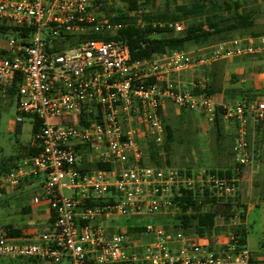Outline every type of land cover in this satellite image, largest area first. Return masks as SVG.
Here are the masks:
<instances>
[{"label": "built area", "instance_id": "1", "mask_svg": "<svg viewBox=\"0 0 264 264\" xmlns=\"http://www.w3.org/2000/svg\"><path fill=\"white\" fill-rule=\"evenodd\" d=\"M145 1L0 0V24L9 28L0 31V98L10 102L19 81L16 122L23 123L26 116L38 121L32 142L37 153L17 163L5 181L17 186L25 178L40 179L54 220L36 242H17L1 229L0 258L37 259L42 264H253L252 251L232 232L220 237L187 235L148 222L139 226L142 233H134L126 224L108 225L111 220L179 212L175 199L181 190L200 189L220 204L236 195L239 179L207 168L188 173L149 164L150 143L164 155L166 125L160 110L166 101L178 113H199L210 125L215 121L218 104L206 93V76L186 89L175 84V75L264 56V34L136 61L125 40L93 39L63 50L55 47L65 36L116 35L127 24L110 22L102 9ZM151 12L152 6H142L126 10V15L131 24L140 25L141 15ZM159 25L177 33L187 27L180 21ZM221 106L225 121L237 127L233 154L236 172L241 173L255 162L248 127L264 121V99L243 98ZM72 116L76 124L58 121ZM88 163L109 168L84 170ZM90 201L97 204L91 206ZM198 205L201 212L213 206L203 201ZM217 217L223 218L220 213Z\"/></svg>", "mask_w": 264, "mask_h": 264}, {"label": "trees", "instance_id": "2", "mask_svg": "<svg viewBox=\"0 0 264 264\" xmlns=\"http://www.w3.org/2000/svg\"><path fill=\"white\" fill-rule=\"evenodd\" d=\"M160 0H146L142 4H129L127 6L119 7H107L102 11L112 23L127 24L125 28L119 31L116 35L109 34H93L88 37H73L65 36L64 39L56 43V48L63 50L67 47H73L76 43L83 40H125L127 41L132 60L136 61L144 58H152L156 55L168 53L175 50L189 51L190 47L204 48L211 46L218 42L228 41L235 34L243 35L250 34L251 36L258 37L264 33V31H255L257 26L254 10H243V3L240 0H167L164 10H160ZM142 6H152V12L147 15H141L140 21L143 24L133 25L126 15V10L138 9L141 10ZM185 22L187 24L186 29L177 33L174 29L168 25L160 26L161 23L166 22ZM0 31L8 32L9 28L0 24ZM208 69V68H207ZM206 69V71H207ZM210 78L212 75L207 74ZM19 82V81H18ZM16 82L14 89L11 93L10 102L15 101L17 95L19 83ZM199 92V91H197ZM218 91L213 85L212 80L208 82L206 93L215 96ZM236 91H234L235 93ZM230 90L226 91V94L230 95ZM258 97V96H257ZM177 111L173 104L166 101L165 108L160 110V117L166 125V139L163 145L164 155L160 154V148L154 143H150V164L154 166L168 165L172 166L171 153L173 145L177 141L176 133L178 128L175 126L173 117L176 116ZM191 111H181V115H189ZM195 113V112H194ZM62 124H68L70 122L61 121ZM22 123H20L21 125ZM218 143L219 154H227L230 158L234 159L233 147L235 137L229 135L226 129L227 122L223 117V106H216L215 121L211 125ZM256 129L259 135V141L254 144L255 157L257 152L264 151V121L256 125ZM38 131V121L33 120V135ZM37 153L35 148H30L28 156H34ZM165 157V161L163 160ZM11 160H5L0 165V176L7 174L14 166L9 163ZM238 167V165H237ZM108 165L93 163L89 166H84V170L88 169H108ZM181 169V168H179ZM188 173H191V169H184ZM212 173L218 174L221 177H227L229 179H239L243 175L237 173L236 169L230 166H219L217 169H209ZM243 170V168L241 169ZM29 180V179H28ZM38 180V179H33ZM224 203L225 212H231L235 208L240 212V218L242 223L235 225L229 229V232L234 233L239 238L241 245H246V237L248 229L245 224L246 208L242 210L234 205V198L221 199ZM200 201L212 202L213 206L209 212H201L198 205ZM175 202L180 206V211L176 216V223L174 229L176 231L181 229L187 235H209L221 234L227 230V224H229V217L224 222L219 220L217 213L222 214L219 211L216 198H209L206 193H202L200 189L195 190H181L180 194L176 196ZM97 202H91L90 205L94 206ZM237 211V212H238ZM227 216V215H226ZM234 214H231L233 219ZM52 221H54L52 219ZM131 225L132 221H120L117 224ZM116 224V225H117ZM130 227V226H129ZM9 236L14 238L21 237V231L16 229L12 225H7L3 228ZM130 232L142 233L143 228L138 229L130 228ZM254 263V262H253ZM0 264H42L37 259H18L9 262H2Z\"/></svg>", "mask_w": 264, "mask_h": 264}, {"label": "rangeland", "instance_id": "3", "mask_svg": "<svg viewBox=\"0 0 264 264\" xmlns=\"http://www.w3.org/2000/svg\"><path fill=\"white\" fill-rule=\"evenodd\" d=\"M160 2V10H164L167 0H160ZM240 2L249 5L248 7H251V9L254 10L257 17V26L255 31H264V9L259 4L260 0H240ZM116 8L118 9L119 7ZM241 36L243 35L235 34L233 37L228 39V41ZM197 49L200 48L190 47L189 51H196ZM223 62L224 61H221L222 64H218V66L216 65L217 67L213 65L208 68V70H210L212 67L220 69L218 74L212 75V77H210L212 80V85L216 89H218V87L224 89V87H227L228 84H230V82H232L234 79L227 74L228 66ZM208 70H204L200 73L198 72L194 74V76L197 78L200 76H206L207 78ZM217 95L218 94L215 96ZM217 101L218 103H223L226 100H224L222 96L219 95V99ZM234 102V100H230V103ZM7 104L8 105L6 106L0 107V164L5 160H9L11 156L19 150L20 146L30 145L34 138L33 119L28 116L24 117L23 123L20 127H18L16 122L18 117L16 103L14 101L10 103L7 102ZM62 120L65 122H70L69 124L77 123L75 116L58 119L59 123H61ZM173 121H175V126L178 128V132L176 133L177 141L173 145V150L171 153V162L173 167L191 170H197L200 168L217 169L219 166H230L234 169L237 168L233 158H230L227 154H219L218 143L213 128L210 124L206 123L205 118L201 114L193 112L189 115H181L177 112L176 116L173 117ZM235 141L236 138L234 140V144ZM250 142L252 141L250 140ZM21 159H23V161L27 160L28 155H22ZM165 159L166 158L163 157L164 161ZM89 165L91 164L88 163L86 167ZM242 175L248 177L247 173L243 172ZM236 186L237 193L235 196L230 198H234V205L236 204L240 210L246 208L245 212L248 216L246 217L245 221H249L250 226L247 238L248 248L252 251L255 257V255L258 256L264 253V173L253 175L251 181H242V179L239 178V181L236 182ZM65 193L67 196L71 195L70 191H66ZM224 202L222 200V203ZM218 208H220L219 211H222L223 218L221 222H224L228 217L230 220L229 224L226 225L227 230L223 231L221 234H214V236L220 237L223 236V233L229 232V229L233 226L240 225L242 223V219H231L232 213L234 215H239L240 217V212L237 208L231 212H225L224 206L222 204H220ZM178 213L179 212L163 213L153 219H136L130 223V226L131 228L133 226V228L138 229L142 224L154 222L162 223L168 229H174L173 225L176 223L175 218ZM120 221L124 220H111L110 222L108 221V225L110 227L116 226V224ZM124 224L126 223L123 222L121 225ZM12 260L18 259L0 258V263L9 262ZM256 264L263 263L260 260V262Z\"/></svg>", "mask_w": 264, "mask_h": 264}, {"label": "crops", "instance_id": "4", "mask_svg": "<svg viewBox=\"0 0 264 264\" xmlns=\"http://www.w3.org/2000/svg\"><path fill=\"white\" fill-rule=\"evenodd\" d=\"M259 4L264 9V0H260ZM243 5V10H252L251 7H248L249 5L244 3ZM223 63H226L228 66L227 74L234 78V82H230V84H228L227 87H224V89L218 87L217 90L220 92L217 96H214L217 104L221 105L224 103H230V100L237 102L243 98L264 99V56L238 58L224 61ZM218 64L222 63L219 62L214 66H218ZM216 67H212L210 70L207 69V74H218L220 69ZM200 72L202 71H199V73ZM196 73L188 72L175 75L173 77V81L181 88H192L193 85L198 83L202 78V76L198 78L194 76ZM208 80L210 82V78ZM228 90L232 92L230 95L226 94V91ZM234 91L236 92L234 93ZM219 95H221L226 101L218 103L217 100L219 99ZM6 105H8L7 102L1 100L0 98V107ZM17 126L20 127L21 125L18 124ZM256 127L257 126L252 123H250L248 127V139L249 141H252L251 143L253 145L259 141V135ZM226 129L229 135H232L235 138L237 137V127L235 125L227 123ZM31 144L33 145V143ZM31 144L19 147V150L10 158L11 166L26 161H23L21 156L28 155L30 148H34ZM29 158L30 157L28 156V159ZM242 171L248 174V177L246 176L247 178L245 176L240 178L242 181H251L253 175L264 173V151L257 152L254 165L252 167H244ZM5 177L6 174L4 176H0V230L7 225H12L21 231V237L15 238L17 242H36L38 241L40 235L47 232L53 224L48 205L42 195V181L40 179L33 180L32 178H25L17 186H11L5 181ZM247 216L248 215L246 214L245 218ZM243 224L247 226L249 233V221H245ZM248 233L246 237L247 247ZM212 249L217 250L218 247L214 246ZM260 260L264 264V253L258 256L255 255L253 264L260 262Z\"/></svg>", "mask_w": 264, "mask_h": 264}]
</instances>
